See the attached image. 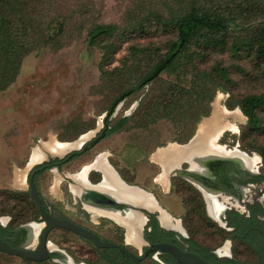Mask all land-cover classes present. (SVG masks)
<instances>
[{"label":"rangeland","instance_id":"obj_1","mask_svg":"<svg viewBox=\"0 0 264 264\" xmlns=\"http://www.w3.org/2000/svg\"><path fill=\"white\" fill-rule=\"evenodd\" d=\"M52 2L51 16H58L52 30L60 33L64 25L65 32L55 37L64 43L63 46L53 48L46 45L27 55L22 60L16 80L7 89L0 91V196L5 194L7 198L12 197L8 193L10 190L25 191V185L17 186L14 179L17 171L26 168L32 150L38 147L43 151L44 158L29 165L24 174L35 164L42 162L45 153L53 157L63 155L44 150V142L52 139L56 142L60 139L74 140L89 131L92 134L83 142L90 140L103 127L106 110L114 99L128 87L136 85L140 77L147 74L150 67L177 40L175 29L164 30L160 25L154 27L156 21L153 18L145 21L148 26L144 31L131 28L136 19L144 18L149 11L164 9L167 4L173 7L177 5V0ZM108 25H114L115 30L92 43L90 40L99 34V30L92 34L90 31L95 27ZM235 39L236 37L230 38L231 41ZM106 46H110L109 51H105ZM141 48L146 51L143 55L136 56L135 51ZM192 49L198 50L195 47ZM203 61L209 64L219 62L228 68L233 83L223 84L225 89H219L214 99L220 95L221 107L227 111L237 110L242 116V122L235 125L238 127L237 132L225 131L221 140L229 148L237 144L240 150L256 156L259 160L258 168L264 174V158L259 153V149L264 147V109L258 111L260 127L242 129L241 126L247 123L246 116L239 107L228 109L225 106V102L231 97L236 100L248 94H264V65H259L251 53L241 50L237 54H231L228 48L210 50L204 58L196 59L200 66H204ZM172 80H177V77L169 75L165 70L155 81L145 85L141 92L121 101L109 117V126L112 127L123 117H128V122L120 131L110 134L75 159L72 169H64L63 172L66 175L79 173L85 164L92 162L98 153L103 152L118 173L129 181L134 179L130 172L141 169L138 181L141 180L144 174L142 167L146 170L149 168L146 157L160 147L157 144L164 146L173 141L165 139L172 136L168 123L161 120L151 127L155 128L160 124V130L142 129L135 125L137 116L133 113L142 98L147 101L162 84ZM134 103L136 105L132 107ZM207 117H203L200 122L209 118ZM55 174V171L44 173L50 184L49 191L44 190L48 201L59 203L62 198L60 189L68 195L69 201H76V195L68 189V177L60 172L58 175L61 180L56 183ZM68 205L69 210L74 208L73 204ZM0 216L11 218L7 212ZM91 216L96 222L101 219V215L96 212L91 211ZM92 226L96 225L91 223ZM103 233L106 234L105 231ZM51 236L54 237L55 234ZM71 241L73 243L62 248L76 261H82L81 247L77 245L75 238ZM237 256L243 261L253 260V254L246 252L237 253ZM90 260L91 264H102L94 256H90ZM0 263L56 264L52 261L28 262L6 253L0 254Z\"/></svg>","mask_w":264,"mask_h":264},{"label":"flooded vegetation","instance_id":"obj_2","mask_svg":"<svg viewBox=\"0 0 264 264\" xmlns=\"http://www.w3.org/2000/svg\"><path fill=\"white\" fill-rule=\"evenodd\" d=\"M107 129L108 126L105 125L104 120L102 130H105L106 134ZM220 137L214 143L221 149L209 147L206 141L198 143L192 140L187 146L177 151L172 158L164 155L160 160L153 159L151 157L157 150L153 151L154 153L151 152L146 157L150 162L147 173L139 181L138 176L141 169L130 172L134 178L132 183L124 180L125 178L120 174L127 183L142 187L148 193V199L145 196L129 194V191L120 185L109 188L115 192L109 193L116 198L120 193L125 196L122 199H140L142 206L135 205L139 206L143 214L133 213L134 218H123L121 214L91 211L109 215L121 225L110 221L105 216H102L103 218L96 223H92L89 211L84 208L81 199L77 197L76 201H69L63 189H60L62 198L59 203L48 201L47 192H44V190L49 191L50 188L49 178L44 175L46 171L62 172L68 177V189L70 184L71 191L75 195L79 194L81 188L108 192V190L98 189L97 185H90L87 182L85 175L90 168H94L92 163L82 167V169L86 168L82 181L74 178L78 172L70 176L63 172L64 169H72L73 161L84 153L74 154L70 158L68 154L59 158L45 153V159L35 164L26 174L24 190L30 193L29 177L34 170H38L34 173L36 189L46 209L53 217L69 220L90 229L103 242H114L125 246L139 259L138 264H177L170 253L157 249L150 251L160 243L172 244L182 251L195 253L202 259L213 263L264 264V174L260 172L258 163L253 166L246 158L250 155L237 146L229 148ZM103 139L104 137L101 140ZM42 148L44 149L43 146ZM235 148L239 152H234ZM37 150L40 152V160L43 159V151L41 153L38 147ZM51 153L61 155L62 152ZM55 177L61 180L60 175L55 174ZM72 180L76 184L71 183ZM69 203L74 205V210H69ZM202 216L211 223L196 228L189 226L190 221H197ZM10 220L9 217L0 216V239L15 247L35 248L44 228L40 221V213L35 218L21 222L16 228L9 227ZM91 223L96 226L91 227ZM104 231L106 234L103 233ZM215 231L224 236L219 244L211 243L214 240L212 235ZM53 234H55L54 237L51 236ZM199 234L209 235L207 239L210 243L201 240ZM73 238L81 247L82 261H76L66 252V249L62 248L73 243L71 241ZM47 240L50 242L51 250L47 259L43 261L22 259L33 263L52 261L56 264H91L90 256H94L102 264H112L111 256L118 258L122 256L121 264H135L131 258L117 248H96L90 239L63 227L52 228L47 235ZM237 251L253 254L252 262L241 260L237 256ZM106 253H110L111 256L107 257ZM0 254L5 253L0 252Z\"/></svg>","mask_w":264,"mask_h":264},{"label":"trees","instance_id":"obj_3","mask_svg":"<svg viewBox=\"0 0 264 264\" xmlns=\"http://www.w3.org/2000/svg\"><path fill=\"white\" fill-rule=\"evenodd\" d=\"M52 3V0H0V91L16 80L22 60L27 55L46 45L53 48L63 46L64 43L55 37L65 32L64 25L60 33L52 30L58 20V16H51ZM176 4L173 7L167 4L164 9L155 8L131 24L132 29L144 31L148 26L145 21L153 18L156 21L154 27L160 25L164 30L175 29L177 32V40L168 52L179 40H182V46L157 76L145 80L168 52L150 67L147 74L140 77L136 85L128 87L114 99L106 110L105 125L108 129L104 138L120 131L128 122V117H123L112 127L109 126V117L116 106L132 94L141 92L145 85L155 81L166 70L169 75H175L177 80L162 84L147 101L141 99L133 113L137 116L135 125L142 129L160 130V124L151 127L163 120L170 125L172 135L165 139L186 143L194 135L200 120L210 115L211 103L217 91L225 89L223 84L233 83L228 68L223 64L203 61L204 66H200L196 59L204 58L210 50L228 48L231 54L241 50L251 53L259 65H264V0H177ZM115 28L114 25L95 27L90 34L97 30L99 34L90 41L94 43L97 38L109 34V31L113 32ZM235 37V40H230ZM109 48L106 46L104 49L109 51ZM145 51L144 48L136 50V56L143 55ZM225 106L228 109L239 107L246 116L247 123L241 126L242 129L260 127L258 111L264 109V94H248L236 100L231 97ZM259 153L264 158V147L259 149ZM96 175L98 180L99 175ZM8 193L12 197L7 198L5 194L0 196L3 197L0 199V214H10V228H16L21 222L39 215L38 207L28 191L10 190ZM209 222L202 216L197 221H190L189 226H207ZM199 235L201 240L210 243L207 239L209 235ZM223 237L215 231L211 243L219 244ZM109 254L106 253V256L110 257ZM111 258L112 264H121L122 256Z\"/></svg>","mask_w":264,"mask_h":264},{"label":"water","instance_id":"obj_4","mask_svg":"<svg viewBox=\"0 0 264 264\" xmlns=\"http://www.w3.org/2000/svg\"><path fill=\"white\" fill-rule=\"evenodd\" d=\"M181 46H182V40H179L176 43V45L174 46V48L165 55V57L159 62V64L153 70L151 75L148 76L145 80L149 81L153 77L157 76L165 68L166 64L178 53ZM119 105L120 104H118L117 107ZM135 105H136V103H134L132 105V107H134ZM117 107H116V109H117ZM229 111H232V110H229ZM199 123H198V125H199ZM236 126H237V124H236ZM96 130H97V128L95 129V131ZM89 132L80 134L75 140L59 141V142L60 143H73V142L77 141L82 135L88 134ZM196 132H197V128H196V131H195L194 135L192 136V138L186 144L171 142V143H168L164 146L157 147L156 150L164 149L170 144H175L179 147H185V146H187V144H189L194 139V137L196 136ZM105 134H106L105 130H102V128H101L100 130H98V132L95 134V136H93L90 140L86 141L85 143L83 142L78 148L69 150L65 154H63L62 156H57V157L62 158L63 156L68 154V157L70 158L74 154L84 153L85 151L93 148L103 137H105ZM218 139L216 140V142L218 141ZM236 146H237V144L234 147H236ZM109 166L111 167V169H113L110 164H109ZM36 171H38V170H34L33 173L31 174V176L29 177V191H30L31 196L33 197V199H34V201H35V203L39 209L40 221H41L42 225H44V228L42 229V232L40 235L39 242L35 248L29 249V248H20V247L12 246L7 241L0 239V252H4V253L10 254V255L18 256L20 258H24V259H28V260H32V261H43L49 257V254L51 252V250L49 248L50 242H49V240H47V235H48L49 231L54 227H63L65 229L73 231L74 233L80 234L85 238L90 239L96 248H117L120 252L125 254L127 257L131 258L135 262V264H138L139 259L136 256H134L133 254H131L125 246L114 243V242H103L90 229L81 227V226H79V225H77V224H75L69 220L57 219V218L53 217L50 214V212L46 209V207L42 201V198L36 189V185H35V181H34V173ZM115 173H116V171H115ZM72 174H69V175H72ZM116 175H117V178L120 181H122L125 185H127L128 187H130L132 189H135V190L137 189V191L140 194H142L143 196L146 197V199H148V197H147L148 193L145 190H143V189H141L135 185L127 184L126 182H124L120 178L118 173H116ZM103 180L104 179L102 177L96 183H90L89 181H87V182L90 185H98L101 182H103ZM71 183L76 184V182L73 180ZM78 197L81 199L83 204H85V206H89L91 208H100L101 210L110 211V212H113V213H116L119 215L121 214V216L123 218H134L135 216L133 213H136L137 215L143 214L141 209L139 208V206L135 205V203H132V202H129L126 200L125 201L120 200L111 194H108L106 192H102L100 190H96L93 188H81L80 192L78 194ZM117 210H119V212ZM156 249L170 253L171 255H173L177 264H218V263H213V262H209L207 260H204L195 253L182 251L181 249H179V248H177L174 245L169 244V243L157 244L153 248H151L150 251H154Z\"/></svg>","mask_w":264,"mask_h":264},{"label":"bare ground","instance_id":"obj_5","mask_svg":"<svg viewBox=\"0 0 264 264\" xmlns=\"http://www.w3.org/2000/svg\"><path fill=\"white\" fill-rule=\"evenodd\" d=\"M220 95H217L216 98L214 99L212 103V111L211 115L209 116L208 119L202 120L198 127H197V132L196 136L194 137L193 140L197 141L198 143H201L203 141L208 142L209 147L215 148V149H221L220 146L216 145L214 142L217 140L221 134L225 131H232V132H237L238 127L235 126V123L240 124L242 122V116L237 110L233 111H227L223 107L219 105V100H220ZM230 120V122L228 121ZM208 120V121H207ZM92 133H88L86 135H82L77 141L73 143H60L59 141L56 142L53 139L48 140L47 142L43 143L44 149H47L51 152H57L61 151V154H65L67 151L78 148L81 144L83 143L84 140H86ZM79 146H76V145ZM183 147H179L177 145L170 144L164 149L157 150L152 158L153 159H158L160 160L162 156H170L168 158H172L174 154L179 151ZM234 152H239L237 148L234 149ZM242 153V152H241ZM40 152H38L37 148L34 149L32 153L31 160L29 162V165L32 163L39 161L40 160ZM244 154V153H242ZM245 155V154H244ZM248 155V154H247ZM246 156V155H245ZM246 158L249 160V162L254 166L257 163H259V160L256 156H250L249 158L246 156ZM92 167L99 169L102 174H103V182L101 184L97 185L96 188L102 189V190H108V194H111L109 192L115 193L113 190L109 188H113L114 186L120 185L122 186L123 189H126L129 191V194H135L136 196L143 197L142 194H140L137 189H132L125 185L123 182H121L115 172L111 170V168L108 166V164L105 161V154L101 153L99 154L95 160L92 163ZM86 172V168L82 169L81 172L77 173L74 175V178L82 181L84 179V174ZM70 176V175H69ZM59 178V177H58ZM55 177V182L58 183L59 179ZM22 179L21 175L19 172L16 174V183L18 185H22ZM104 192V191H102ZM112 195V194H111ZM124 194L118 195V198L123 201H129L135 204H139L142 206L140 199L134 198L133 200L131 199H122ZM121 197V198H120ZM125 197V196H124ZM145 207V206H144ZM146 208V207H145ZM130 238V237H129Z\"/></svg>","mask_w":264,"mask_h":264},{"label":"crops","instance_id":"obj_6","mask_svg":"<svg viewBox=\"0 0 264 264\" xmlns=\"http://www.w3.org/2000/svg\"><path fill=\"white\" fill-rule=\"evenodd\" d=\"M40 151H41V153H42V150L40 149ZM32 152H33V150H32ZM101 153H103V152H100V153H98L95 157H94V159L99 155V154H101ZM154 153V152H153ZM152 153V154H153ZM150 156H152V155H150ZM149 156V157H150ZM31 157H32V153H31ZM31 157H30V160H31ZM152 158V157H151ZM94 159H93V161H94ZM30 160H29V162H30ZM105 160H106V163L108 164V166H109V164L112 166V168L114 169H111L113 172H115L116 171V173H118V171L114 168V166L109 162V160H108V158H107V156L105 155ZM40 161V160H39ZM93 161L92 162H90V163H87V164H85L84 166H86V165H89V164H91V163H93ZM147 161H148V159H147ZM29 162H28V164H27V166H26V168H28L29 167ZM36 162H38V161H36ZM36 162H34V163H36ZM34 163H32V164H34ZM148 163H150L149 161H148ZM31 164V165H32ZM149 166V165H148ZM110 167V166H109ZM26 168H24L23 170H20V171H17V172H19L20 173V175H21V179H22V185L24 186L25 185V183H24V180H25V177H26V174L29 172H26V174H24V171H25V169ZM111 168V167H110ZM143 169H144V174L142 175L143 177L145 176V173H147V170L145 169V167L143 166L142 167ZM115 173V174H116ZM17 174V173H16ZM16 174H15V179H14V182H15V184H16ZM57 174H58V172H57ZM96 174H98L99 175V179L98 180H96L97 179V175ZM118 175L120 176V174L118 173ZM69 176V175H68ZM86 177V180L87 181H89L90 183H96V182H98L102 177H103V174H102V172L99 170V169H97V168H90L89 170H88V172H86V175H85ZM117 176V175H116ZM125 176H127L128 177V175H125ZM120 178H121V176H120ZM126 178V177H125ZM122 179V178H121ZM123 180V179H122ZM124 180H127V181H129L128 179H124ZM123 180V181H124ZM131 181H129V182H133L134 181V179L132 180V179H130ZM127 181H124V182H126L127 183ZM141 183V182H140ZM127 184H129V183H127ZM129 185H132V184H129ZM17 186H20V185H18L17 184ZM135 186H137V187H139V188H141L142 189V187H140V186H138V185H135ZM69 190H70V192H72L71 191V188H70V185H69ZM144 190V189H143ZM73 193V192H72ZM74 194V193H73ZM78 197V195H76V198ZM84 208L87 210V211H89V215H90V219H91V222L92 223H96V221L95 220H93V218H92V216H91V210H97V211H104V212H106V213H111V214H114V215H118V214H116V213H113V212H110V211H106V210H101L100 208H91V207H89V206H85V204H84ZM95 213V212H94ZM98 214V213H97ZM101 215V214H100ZM102 216H105L106 218H108V219H110V221H113L114 223H117L118 225H121V224H119V222H117L113 217H111V216H109V215H101V218H103ZM123 226V225H122Z\"/></svg>","mask_w":264,"mask_h":264}]
</instances>
